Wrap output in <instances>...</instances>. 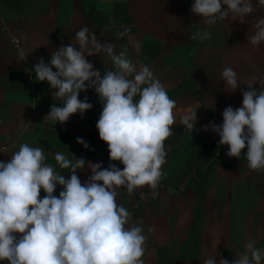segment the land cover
Listing matches in <instances>:
<instances>
[{
    "label": "crops",
    "instance_id": "0c3cea01",
    "mask_svg": "<svg viewBox=\"0 0 264 264\" xmlns=\"http://www.w3.org/2000/svg\"><path fill=\"white\" fill-rule=\"evenodd\" d=\"M192 3L0 0V161L7 162L20 144L28 143L44 147L46 162L54 166L56 152L109 166L107 145L96 130L102 105L94 90L78 97H87L93 105L83 117L74 114L66 123L52 125L45 117L60 101L53 99L55 90L47 82L36 81L33 71L39 60L48 63L62 45L75 46V34L82 27L96 33L100 42L114 44L116 53L126 50L138 69L150 67L176 101L174 134L165 142V177L154 192L145 186L130 196L120 189L117 198L131 214L128 226H142L148 236L145 264H204L216 252L231 261L249 240L264 249V171L247 167L246 149L239 160L230 158L218 135L201 131L211 121L222 124L226 107L242 105V92L252 74L258 71L264 77V44L254 50L247 42L256 20L264 17V6L253 0L256 11L243 23L229 17L209 28L191 13ZM202 30L209 31L211 38H191ZM21 53L26 56L23 61ZM86 59L102 74L112 68L103 52ZM227 66L236 71L240 84L231 93L224 91L221 79ZM196 109L197 121L189 137L180 117ZM77 138H83L89 149L78 145ZM57 170L69 178L67 170L58 166ZM77 175L83 183L90 173L85 168ZM61 190L58 186L54 195ZM148 227L154 230L148 233Z\"/></svg>",
    "mask_w": 264,
    "mask_h": 264
},
{
    "label": "clouds",
    "instance_id": "9594fccd",
    "mask_svg": "<svg viewBox=\"0 0 264 264\" xmlns=\"http://www.w3.org/2000/svg\"><path fill=\"white\" fill-rule=\"evenodd\" d=\"M264 6V0H257ZM191 13L209 28L218 21L244 19L256 11L253 0H193ZM120 36L125 33H120ZM192 39L211 38L207 30ZM77 44L61 46L51 53L48 63L39 60L33 67L37 82H47L54 100L45 118L52 125L64 124L74 114L83 117L93 105L80 93L94 90L102 105L96 123L99 140L107 145L109 166L87 162L73 153L56 152L55 166L46 162L42 146L19 145L11 158L0 161V261L6 264H145L148 236L142 226L133 224L130 212L117 198L124 189L128 195L147 187L153 192L165 177V142L176 123V101L147 65L137 68L126 50L100 42L88 27L75 34ZM247 42L255 50L264 44V17L254 24ZM105 53L112 63L108 71L94 70L86 57ZM21 53L22 61L25 59ZM224 91L240 86L236 71L227 66L221 72ZM259 85L258 88L254 85ZM242 92V105L228 106L222 124L214 121L201 131L219 136L227 146L226 155L240 159L242 150L247 167L264 171V77H249ZM214 103V102H213ZM197 109L180 117L184 132L191 137ZM76 143L89 149L83 138ZM7 151V149H4ZM114 162L123 167L118 168ZM67 170L68 179L63 171ZM87 168L90 175L82 183L77 173ZM62 190L54 195L57 187ZM44 195L41 198L40 193ZM154 229L148 227V233ZM262 264L264 249L249 240L244 251L231 261L215 255L204 264Z\"/></svg>",
    "mask_w": 264,
    "mask_h": 264
}]
</instances>
